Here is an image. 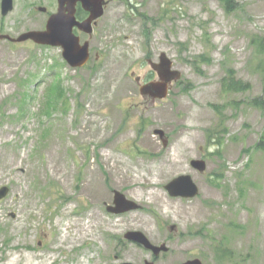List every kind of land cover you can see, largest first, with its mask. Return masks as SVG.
Instances as JSON below:
<instances>
[{
    "label": "rangeland",
    "instance_id": "obj_1",
    "mask_svg": "<svg viewBox=\"0 0 264 264\" xmlns=\"http://www.w3.org/2000/svg\"><path fill=\"white\" fill-rule=\"evenodd\" d=\"M56 6L13 0L0 34L43 29ZM253 35L264 38V0H235L230 12L219 0H108L82 37V67L59 46L0 39V264H264ZM161 53L180 77L152 98L140 85L160 81L149 60ZM228 69L249 89L223 92ZM57 82L63 97L50 105ZM183 174L197 193L171 196L165 185ZM115 190L137 207L109 212ZM127 231L167 251L155 255ZM218 244L229 260L217 262Z\"/></svg>",
    "mask_w": 264,
    "mask_h": 264
},
{
    "label": "water",
    "instance_id": "obj_2",
    "mask_svg": "<svg viewBox=\"0 0 264 264\" xmlns=\"http://www.w3.org/2000/svg\"><path fill=\"white\" fill-rule=\"evenodd\" d=\"M57 6L55 11L51 12L45 22L43 29H34L22 32L16 37L8 34H0V39H8L13 42H22L31 40L34 43L48 46H59L61 55L66 63L71 67H82L89 59V41L80 42L79 36L73 32V28L77 27L82 32L91 35L93 27L97 25L98 19L102 16L107 0H56ZM80 4L82 9L88 13V16L82 20H78L75 16L76 5ZM13 8V0H1V15H6ZM39 11H46V7L39 6ZM149 63L158 74L160 81H151L144 85H140L142 94H149L152 98H163L168 92V83L180 77V72L171 69L172 62L165 53H161L159 62ZM162 135V132L157 130ZM191 165L196 169L203 171L205 163L201 159H193ZM165 188L171 196L191 197L194 196L198 189L189 175L183 174L171 179L165 185ZM8 188L2 186L0 188V198H2ZM113 205H107V210L114 213L137 207L134 201L128 200L125 196L115 190L113 195ZM126 239L142 244L145 248L150 249L153 254L157 255L161 251H167L165 244L154 245L140 231H127L124 234ZM121 264H132L123 262ZM144 264H154L153 261H145ZM177 264H203L199 258L187 259Z\"/></svg>",
    "mask_w": 264,
    "mask_h": 264
},
{
    "label": "trees",
    "instance_id": "obj_3",
    "mask_svg": "<svg viewBox=\"0 0 264 264\" xmlns=\"http://www.w3.org/2000/svg\"><path fill=\"white\" fill-rule=\"evenodd\" d=\"M223 5L225 11L230 12L234 9L235 0H219ZM82 11L78 10L76 12L77 16L82 15ZM250 43L253 48V56L256 58V68L258 69V73L261 78V82L263 84V94L259 96H255L250 99V104L256 108H258L263 117H264V38L259 35H253L250 39ZM221 86L223 92H237V91H245L248 90L250 84L248 82H243L240 79H236L234 76V71L232 69H228L226 76L221 79ZM48 90L52 91V94L49 98L47 97V103L53 105L56 101L58 102L60 98L63 97V90L60 87V84H53L51 87H48ZM62 96V97H61ZM61 105L65 107L68 104L67 99L61 100ZM61 106V107H62ZM218 109V106H214ZM50 109V106L48 105ZM261 144L258 143L261 149L264 150V133L261 134ZM222 244V241L220 242ZM215 259L217 262H224L230 259V254L225 246L217 245L214 247Z\"/></svg>",
    "mask_w": 264,
    "mask_h": 264
},
{
    "label": "flooded vegetation",
    "instance_id": "obj_4",
    "mask_svg": "<svg viewBox=\"0 0 264 264\" xmlns=\"http://www.w3.org/2000/svg\"><path fill=\"white\" fill-rule=\"evenodd\" d=\"M78 10H81V11L83 12L81 16H77L76 13H75V16H76V18H77L78 20H82V19H84V18H86V17L88 16V13L82 9V7L80 6L79 3L76 5V12H77ZM97 24H98V23H97ZM73 32H74L77 36H79V38H80V42H81V43L84 42L85 40H88V39H82L83 36H88V37L90 36V35H88V34L82 32L81 30H79L77 27H74V28H73ZM89 53H90V51H89Z\"/></svg>",
    "mask_w": 264,
    "mask_h": 264
}]
</instances>
